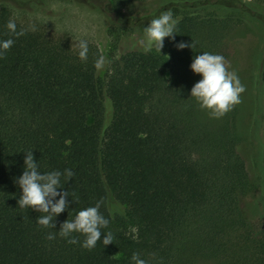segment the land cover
Wrapping results in <instances>:
<instances>
[{
    "label": "trees",
    "instance_id": "1",
    "mask_svg": "<svg viewBox=\"0 0 264 264\" xmlns=\"http://www.w3.org/2000/svg\"><path fill=\"white\" fill-rule=\"evenodd\" d=\"M29 1L0 0V39L14 40L0 56V264H131L134 252L146 264H264L263 222L241 210L258 188L241 156L236 105L212 122L190 97L200 77L190 70L194 57L227 60L230 32L253 13L248 4L264 12V0H156L151 16L171 10L174 37L160 53L109 55L104 76L94 66L102 57L95 44L86 41L81 61L78 44L13 19L10 4ZM76 1L104 14L115 51L122 34L136 28L124 11L148 0ZM228 4L235 12L219 16L215 10ZM9 19L24 35L7 32ZM191 40L193 48L177 50ZM256 82L264 101V68ZM27 151L41 172H73L58 189L70 196L54 228L38 226L41 213L17 204ZM260 201L264 219V187ZM97 202L109 220L101 232L112 234V244L98 241L88 250L78 234L76 245L46 239Z\"/></svg>",
    "mask_w": 264,
    "mask_h": 264
},
{
    "label": "rangeland",
    "instance_id": "2",
    "mask_svg": "<svg viewBox=\"0 0 264 264\" xmlns=\"http://www.w3.org/2000/svg\"><path fill=\"white\" fill-rule=\"evenodd\" d=\"M243 3L249 2L244 0ZM22 4H10L13 19L21 25L38 28L51 39L66 37L74 45L81 40L95 44L105 60L104 65L98 69L99 76H104L107 71L109 55L114 53L119 56L128 50H142L138 41L143 38V29L148 26L153 18L151 15L155 14L160 5L159 1L148 0L136 4L130 12L124 11V16L137 20L136 28L122 34L118 48L114 51L108 34V21L100 11L76 0H32ZM226 6L225 9L215 10L219 16L235 12L231 4ZM247 7L253 13L241 15L243 21L240 26L228 34L229 47L226 53L230 56L224 62L226 69L236 74L245 89L240 95V103L236 105L238 129L244 140L241 156L250 180L258 188L242 199L241 210L248 220H262L264 225L260 201L264 187V101L256 82L258 71L264 68V12L260 14L249 4ZM202 117L219 122L223 116L211 118L202 110Z\"/></svg>",
    "mask_w": 264,
    "mask_h": 264
},
{
    "label": "clouds",
    "instance_id": "3",
    "mask_svg": "<svg viewBox=\"0 0 264 264\" xmlns=\"http://www.w3.org/2000/svg\"><path fill=\"white\" fill-rule=\"evenodd\" d=\"M178 24V19L173 18L171 10L162 11L157 17L152 18L146 28L143 29V38L138 41L144 53L153 50L161 51L165 38H173ZM4 28L11 36L19 37L24 35V31H17L14 20L9 19ZM30 30H34L31 28ZM12 38L0 39V56L8 51L13 45ZM177 50L193 48L194 42L181 41L176 45ZM78 58L81 61L87 59L88 44L86 41L78 42ZM105 63L103 57L96 59L94 66L100 69ZM190 70L201 77L191 88L190 97L193 98L199 107L206 111L211 118H220L232 109L234 105L240 103V95L245 91L239 78L234 72H230L225 67L224 58L220 55L203 52L196 55L190 64ZM24 170L22 175L16 180V184L21 190V195L17 200L20 208H29L41 213L36 219V224L43 228H54V218L59 216L68 207L67 197L69 191H58L63 189L71 180L73 172L65 168L63 173L57 170L41 172L38 170L37 161L34 160L33 152H24ZM63 177V186H62ZM72 198V197H71ZM73 201H75L72 198ZM76 202V201H75ZM100 203L83 208L75 213L71 220H66L60 225V230L48 233L46 239L53 240L56 236L65 239L66 243L76 245L78 234L83 237L79 241L80 247L91 250L99 241L104 246L112 244V234L101 229L107 228L109 220L99 211ZM131 264H146V261L132 253Z\"/></svg>",
    "mask_w": 264,
    "mask_h": 264
}]
</instances>
